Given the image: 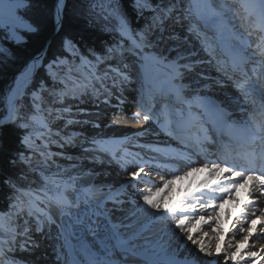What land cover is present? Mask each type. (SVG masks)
Masks as SVG:
<instances>
[{
    "label": "snow or ice",
    "instance_id": "1",
    "mask_svg": "<svg viewBox=\"0 0 264 264\" xmlns=\"http://www.w3.org/2000/svg\"><path fill=\"white\" fill-rule=\"evenodd\" d=\"M63 4L64 0H57L55 10L60 35L49 44L48 38L41 39L39 22L18 14L23 9L26 16L36 7V0H0V28L7 29L11 41L9 49L0 47V64L7 59L15 69L4 97L7 112L0 114V186L9 191L8 205L0 210V234L4 237L0 238V264H7V254L20 243L19 236L28 238L33 231L43 233L52 228L61 241L60 253L67 257L65 249H71L79 257L72 264H113L107 244L96 248L95 239H87L99 235L102 228L116 241L112 247L127 257L122 264H140L141 257L143 264H243L245 260L259 264L264 260V0H187V5L186 0H168L164 7L153 6V0H92V24L105 22V30L117 38L105 53L89 49L87 55L77 47L76 37L63 29ZM146 12L150 22L134 26L132 14L144 16ZM236 19L243 31L233 22ZM224 35L236 42L230 61L216 55L214 44ZM193 38L199 49L189 43ZM29 40L40 41L39 47L21 59L17 53ZM200 51L210 59L200 56ZM128 54L133 58L130 63L126 62ZM100 65L105 67L97 74ZM204 65H213L232 81L238 95L232 99L201 95L203 89L220 83L203 71ZM133 69L140 95L132 118L149 128L119 141L93 136L91 147L80 145L77 134L52 132L49 124L55 121H63L61 127L86 122L74 119L81 110L66 100L90 98L108 105L116 99L123 104L122 91L132 82ZM30 112L47 114L39 136L38 121ZM237 112L244 114L237 117ZM12 134L15 147L5 142V136ZM149 135L153 138L141 142L140 138ZM51 144L57 148L80 146L86 154L83 159L114 164L126 180L115 190L109 187L105 191L92 179L95 168L78 161L67 167L57 165L53 157L63 154L50 151ZM37 154L42 159L34 164ZM65 159L70 157L65 155ZM197 160L199 167L195 166ZM51 165L57 169L53 176L60 179L43 176V196L31 186L22 190L25 185L17 171L26 176L38 169L47 171ZM202 172L208 177L199 186L190 185L171 206H164L161 193ZM153 174L171 178L161 187L151 179ZM48 184L55 185L51 197ZM153 185L155 194H147L144 189ZM240 188L249 190L251 214L244 216L237 229L242 238L230 243L222 254L218 243L206 245L194 234L207 236L199 231L200 225L211 226L215 221L212 232L219 240L217 210ZM106 200L113 205L135 204L137 221L143 217L159 224L165 238L155 249L137 248L132 238L112 223L103 208ZM258 214L260 246L249 250L244 246L256 231ZM177 237L181 243L194 246L182 262L171 250ZM214 254L219 259H211Z\"/></svg>",
    "mask_w": 264,
    "mask_h": 264
},
{
    "label": "rangeland",
    "instance_id": "2",
    "mask_svg": "<svg viewBox=\"0 0 264 264\" xmlns=\"http://www.w3.org/2000/svg\"><path fill=\"white\" fill-rule=\"evenodd\" d=\"M81 1H84L85 3H87V0H81ZM167 3H168V1H167ZM167 3L159 4L158 6L164 7V6L167 5ZM56 4H57V2H56ZM186 5H187V0H186ZM56 7H57V5H56ZM18 14L23 15L24 14V10L23 9L19 10ZM54 20H55V18H54ZM234 21H236V23L240 22L239 19H236ZM0 37H1L0 38V47H4L3 44H4L5 41L11 43V41L8 39L7 29L0 28ZM189 43L190 44H194L195 47L196 46H200L199 44H196V41H195L194 38ZM214 46H215V44H214ZM217 56L219 57L218 49H217ZM128 58H129V60L133 59L130 56V54H128ZM77 63H79V61H77ZM111 63L115 64L116 62L113 61ZM211 66L214 67L213 65H211ZM104 67H105L104 65H101V67L99 66L98 70H97V73H100L101 70ZM202 68H203V66H202ZM84 71L88 72L89 69L87 67H85ZM203 71L208 72L209 75L213 79L216 80V77H217L216 76V73H217L216 69L208 70V69H204L203 68ZM213 72H216V73H213ZM218 77H219V72H218ZM131 81H132L131 85H134V86H132L131 89H127V88L124 87L123 91H122V96L123 97H124V95L127 96L128 98H130V100L132 102H130L129 105L124 108V110L122 108L121 109L119 108V109L116 110V112L112 116H109V119H111L110 124H114L116 122V120H118L117 118H120V115H124L125 117H127L126 121L131 122V123L134 122V119L132 117H133V113L138 110L137 101L139 99L140 93L137 91L138 82H136L135 80H131ZM51 83H52L51 81H48L49 85H51ZM202 83H204V82H202ZM219 86L220 85H216V86H214L212 88L219 89V88L222 87V86H220V87ZM224 89H229V88L224 87ZM230 90H232V89H230ZM232 91H234V90H232ZM209 92H207V93H209ZM213 93L220 95L219 90L216 91V92H213ZM215 94H205V95H207V96L211 95V96H213L214 99H215V97H220L219 95H215ZM117 95H119V93ZM135 100H137V101H135ZM158 100H159V97H158ZM96 102L97 101H94L93 99H90V98H85L83 102H77V101L71 100V99L65 101L66 104L76 105L81 110L79 113H76L75 116H74V119H77V120H79L82 117L87 116V114L93 113V111H92L93 107H105V106H107V105H105L103 103H100V102L96 103ZM112 102H117V104L120 107H123V104H120L119 100L113 99ZM101 105H103V106H101ZM56 107H60V105H56ZM73 111L75 112V109H73ZM241 114L243 115L244 113L240 112V115ZM41 115L43 116V118H41V119L36 117V119L38 121V123H37V136H39L41 131H44V129L41 127V123L47 122L46 121L47 114L46 113H42ZM120 120H121V118H120ZM131 120H133V121H131ZM63 123H64L63 121H55V122L49 124V127L51 128L53 133H55L57 131H60L61 134L63 135V133H65L66 130L68 129V127L70 128L71 126H74V125H70V126H67V127H61V125H63ZM60 129H63V131H61ZM78 139H79L80 145H85V146L91 147V144H90L91 139L87 138L85 135H80V137ZM36 143L39 144L40 140L38 139L36 141ZM49 150L52 151V152H59V153L63 154V155L54 156L53 159L56 161L57 165H63L64 167H67V166L71 165L73 163V161H78V162L82 161V162H84V161L87 160V159H83V157L86 154L83 152V149L80 146H75V147L68 146V147H64V148H57V146L55 144H51V145H49ZM69 150L72 151V152L76 151L77 152V156L72 157L70 152H69ZM65 155L69 156L70 159H65ZM37 156H39V154H37ZM41 159H42V157H40V159L38 160V162L36 164H39ZM195 166L199 167L201 165H200V163H196ZM92 168L96 169V167H92ZM103 168H108L109 171L112 174L109 175V176H106L104 179L98 180L99 178H97V180H95V178L100 173V169L97 168L96 169V174L92 177V179L98 185L103 186L105 188V191H107V189L109 187L112 188L113 190H115L116 187L119 186L122 181L126 180V177L122 176L121 174H116V169H118V167L116 165L106 162V164L103 166ZM56 170H57L56 166L55 165H51L49 170L42 171V172L45 174V176H52L53 179H60V177L53 176V174L56 172ZM207 177H208V173L207 172H202V173L196 174L193 177L177 181V183L173 186L171 191H169L167 193H161V196L163 197V201L165 202L168 198L170 199V196L175 195L179 190H183V191L186 190L187 188H189L190 185L193 186V187L199 186V184ZM168 178H171V176H156L155 174H153V176L151 177V179L153 181H155V183L160 185L161 187L163 186L164 180L168 179ZM48 187H49L48 188L49 189L48 195L51 197L54 194V192H55V185L48 184ZM144 190L146 191L147 194H155L157 189H156V186L153 185L151 188H146ZM244 190H245L244 188H240L239 190H237L233 194V198L230 199V200L225 198L224 203L217 210L218 215H219L218 234L221 233L220 235H223L222 233L225 234L228 231L230 233L227 236L228 237L227 244L237 242L240 238H242V234H240L237 231V229L243 223L244 216H247V215L251 214V209L247 207V201L250 199V197L248 196V191H246V190L244 191ZM38 194L43 196L44 193H38ZM251 198L254 199V197H251ZM121 199H124V198L121 197ZM140 203H142V200L140 201ZM103 208H104V210L108 211V214H109V216L111 218L112 223L118 224L120 226V230H123V233L126 234L127 237H131L132 240H135V241L137 240L135 245H137L138 248H141V249H143V248L155 249L153 247L157 246L161 242V240L165 238L164 237V233L160 232V225L159 224L157 226L158 228H156V225L155 226L153 225L154 227L150 226L151 227L150 230L155 231L156 232L155 234H154V232L149 230L148 232H145L144 234L139 235L140 233L143 232L142 229L145 227L144 226L145 223L146 222H148V223L150 222L148 220H145L143 217H141L139 221H137L136 218H133V219L129 220V222H124V220H121V221H118V222L115 221L116 220V217H114L115 213H121V214L123 213L121 215L123 217L124 216L127 217L129 215H132L133 214V209L135 208V204L125 202L124 204L113 205L112 201L106 200L104 205H103ZM262 209H263V212H264V207H262ZM209 211H211V210H209ZM242 213L244 214L243 216L241 215ZM194 215H195L194 213H190L189 214V216H194ZM204 215H205L206 219L209 218L208 217V213H205ZM258 218L260 219V215H258ZM112 219H114V221ZM228 221H230V222H228ZM133 223H136L137 225L133 226L132 225ZM221 223L223 225L228 223L227 225H228L229 229L227 230V232H223V230L225 228L221 229ZM215 224H216V222L213 221L211 226L215 227ZM203 229H205L206 231H203ZM139 230H142L138 234L140 237L137 238L138 235L133 237V235H135L134 233L136 231H139ZM199 231L208 233L207 236H202L199 233H195L194 234L195 238H197V239L202 238L203 241H204L207 237H209L211 235L212 228H208V225H200ZM32 233H34V236L31 237V239H30L31 241L25 243L24 242V240H25L24 236H19L18 240L23 245H29V249L33 251L36 246L41 245V243L44 240V238L40 236L39 232L33 231ZM259 234L260 233H258V234L255 233V235L253 234L252 239L249 240L248 244H246L244 247L247 248V249H249V247H251L250 250L258 249L259 246H260ZM169 235H170V230H169ZM44 236H47L50 239L49 244L52 246V250L56 252V255L54 257H52V256L49 257L50 259L43 258L40 254H44V252H47L43 248L42 251H39V252L35 251L33 256L31 257V259L32 260L35 259V261H38V259H39L40 260L39 264H47V262L49 260L50 261H58L59 264H66L68 256L65 257L63 255V253H60V240L57 239L55 228H52V229H49L48 231H46ZM0 237L4 238L3 234H0ZM218 241H220V239L216 240V244L218 243ZM182 244L183 243L180 242V237L175 238L172 241V249L171 250L173 252H182V253L188 252V253H185L184 255H189V251L191 250V248L193 246H190L189 248H185V247H187V245H185V244L182 245ZM18 245H16L12 251L8 252V254H7L8 255V262H7V264H19L17 261H14V258L21 257V256L27 254V250L23 249V248H19ZM40 252H42V253H40ZM58 253H60V254L58 255ZM186 257H188V256H186ZM205 259H209V258L205 257ZM67 263L69 264V262H67ZM236 263L237 262H234L233 264H236ZM243 264H250V262L248 260H245L243 262ZM259 264H264V260H261L259 262Z\"/></svg>",
    "mask_w": 264,
    "mask_h": 264
},
{
    "label": "bare ground",
    "instance_id": "3",
    "mask_svg": "<svg viewBox=\"0 0 264 264\" xmlns=\"http://www.w3.org/2000/svg\"><path fill=\"white\" fill-rule=\"evenodd\" d=\"M64 3H65V0H64ZM63 8H64V4H63ZM233 22L235 24H237L238 27H240V22H238V23H236V21H233ZM55 24H56V18H55ZM240 30L243 31V28L240 27ZM56 32H57V30H56ZM250 39L254 40L255 37H252ZM223 40H225L224 46L235 47V45H236V42L234 40H232L230 36L224 35V36L220 37L219 38V42L215 44V47L217 46L216 47L217 49L221 50L224 47V46H222V41ZM196 48L199 49L200 46H196ZM218 53H219V51H218ZM199 55L202 56V57L208 58L207 54L204 53L203 51H200ZM216 55H217V53H216ZM231 55H232V52L231 53H227L226 56H227L228 59H231ZM218 58L221 59L222 57L219 55ZM208 59H210V58H208ZM126 62L130 63L131 60H129V58H128V60ZM203 68L204 69H208V70H210V69L214 70L215 69L211 65H204ZM213 73H216V72H213ZM97 74H100V73H97ZM219 75H222V73H219ZM131 80H135L137 82V77L135 75V70L134 69H133V75L131 77ZM228 82H232V81L228 80ZM218 85H220V84H218ZM132 86H134V85H131V83H129V84L125 85L124 87L127 88V89H131ZM137 87H138L137 91L139 92V89H140V84L139 83L137 84ZM218 90L220 92V95L213 93V92H216ZM207 92H209V93H207ZM203 94H215V95H219L221 98H228V99H232L234 94L238 95V93H236V91H232L230 89H224L223 86L221 88H219V89H216V88L203 89V91L201 92V95H203ZM123 101H124L123 102V107L119 106L117 108V106H116V105H118L117 102H110L109 105H107V106L104 105L105 107H93L92 108L93 113L87 114V116L82 117V118L79 119V120L86 121L85 123L76 124L74 126H71L70 128L68 127L66 132L77 134V138H79L80 135H85L89 139H91L93 136H95L97 139L103 138L105 140L111 139L113 141H119V140H124V138L126 136L131 138V137H133V135L135 133H137L139 131H142L144 128H149V125L143 124V122L137 123L134 120V122L131 123V122L126 121L127 117H125L124 115H120L121 120H120V118H117L118 120H116V122L114 124H110L111 119H109V116H112L116 112V110L119 109V108L120 109L122 108L124 110V108L127 107L130 102H132L130 100V98H128L125 95L123 97ZM135 101H137V100H135ZM96 103H98V102H96ZM101 106H103V105H101ZM236 115L238 117L240 115V112H237ZM131 121H133V120H131ZM95 124H99V127H95L94 126ZM60 130L63 131V129H60ZM152 138L153 137L149 135V136H146V137H142L140 139H141V142H144V140L152 139ZM172 143L175 144L174 141ZM115 146L118 147L119 145H112V147H115ZM69 152H70L72 157L77 156V152L76 151L72 152V151L69 150ZM80 163H83L85 165V167H87V168L96 167V169L97 168L100 169V173L98 172L99 173L98 176L97 177L95 176L96 177L95 180H97V178H99L98 180L104 179L106 176H109V175L112 174L109 171L108 168H103V166L106 164V162L103 163V164H98V163L94 164V163H92V161L90 159H87L86 161H84V162L81 161ZM196 163H199V160H197ZM116 174H120L119 168L116 169ZM217 203H219V202H217ZM263 204H264V201H263ZM81 207L83 208V205ZM73 211H80V209H73ZM261 212H263L262 208H261ZM122 214L121 213H115L114 214V217H116V220H115L116 222L121 221V220H124V222H129V220L135 218L133 214L129 215L127 217L126 216H124V217L121 216ZM100 219L103 220V217L100 218ZM112 220L114 221V219H112ZM228 222H230V221H228ZM227 224H225L226 226H225V229L223 230V232H227V230L229 229ZM132 225L134 226V225H137V224L133 223ZM153 225L155 226V224H153V222H151V221L149 223L146 222L145 225H144L145 226L144 228H146L148 230V229H151V227H154ZM212 227L213 226H209L208 225V228H212ZM146 231H144V233ZM203 231H206V230L203 229ZM256 231L260 232V225H258V227H256ZM120 232L123 233V230H120ZM45 233L46 232H43V233L39 232L40 236L43 237L44 240L42 241L41 245L36 246L33 251L29 249V245H23L22 243H20L18 245V247L26 249L27 250V254L23 255L21 257L14 258V261H17L19 264H39V261H40L39 259H38V261H35V259L32 260L31 257L33 256L35 251L36 252L42 251L43 248H44V250L47 251V252H44V254H40L43 258L50 259L49 257H51V256L54 257L56 255V252L52 250V246L49 244L50 239L47 236H44ZM107 233H108V229L102 228L99 231V235H97L94 238L89 236L87 239L88 240L95 239L96 248L103 249L104 245L107 244L108 249L110 250L108 255L111 257V259L113 261V264H122V261L126 260L127 257H125L123 255V253L121 252V250L118 247L117 248H113L112 247L113 245L116 244V241L114 239H111L110 237H108ZM220 234L221 233H219V235ZM222 234L226 235L227 233H225V234L222 233ZM139 235H141V233ZM139 235H138L137 238L140 237ZM216 235H217V233L212 232L211 235L204 240V243L206 245H208V244L215 245L216 244V239H215ZM223 235L219 236V239H220V241H218L219 246H221L223 244L222 243ZM33 236H34V233L31 232L29 234L28 238L25 237V240L27 239V242H29V241H31L30 239ZM0 238H2V237H0ZM200 239H202V238H200ZM60 243H61V241H60ZM190 246H192V245L188 244L187 247H185V248H189ZM228 246H229V244H228ZM228 246L227 245L224 246L226 251L228 250L227 249ZM96 248H93L94 252L96 251ZM250 249H251V247H249V250ZM65 250L68 251V253H69L68 254V259H69L70 255H71L70 253H71L72 250L71 249H65ZM72 252H73L72 255L75 257V259H79V257L76 256L75 252L74 251H72ZM40 253H42V252H40ZM185 253H188V252H185ZM214 256H215V254H214ZM214 256L211 259H214ZM180 257H184V255H182ZM138 259L140 260V264H143V258L141 257V258H138ZM47 264H59V262L58 261H50L49 260L47 262ZM69 264H72V262H69Z\"/></svg>",
    "mask_w": 264,
    "mask_h": 264
},
{
    "label": "trees",
    "instance_id": "4",
    "mask_svg": "<svg viewBox=\"0 0 264 264\" xmlns=\"http://www.w3.org/2000/svg\"><path fill=\"white\" fill-rule=\"evenodd\" d=\"M155 4H160L166 0H153ZM57 0H36V7L22 15L24 18H30L32 21H37L43 28V34L41 39L48 38V43H52V38L59 37L60 33L56 32L55 24V10ZM92 4V0H87V3L81 0H65L64 3V31L75 36L79 41L77 47L80 48L82 54H88L89 49H94L97 54H103L106 49L113 44V40L116 39V34L105 30L104 23L97 20L95 25L92 24L89 19V7ZM149 14L146 12L144 16L132 14L131 20L134 26H143L149 20ZM1 38V37H0ZM40 41L29 40L26 45L20 46V51L17 55L23 59L24 56L30 55L39 47ZM5 49H9L11 43L4 42ZM88 58L92 59L89 55ZM0 114L7 112V101L4 99L7 95V90L11 84V72L14 71V67L6 59L0 64ZM42 113L30 112V117L40 118ZM6 145L15 147V135L5 136ZM38 161V156L34 157V164ZM17 175L20 177L21 183L25 185L22 190H27L28 186L43 190L42 174L39 170L34 172H28L25 176L20 171H17ZM9 201V191L6 187L0 186V210L6 208Z\"/></svg>",
    "mask_w": 264,
    "mask_h": 264
}]
</instances>
